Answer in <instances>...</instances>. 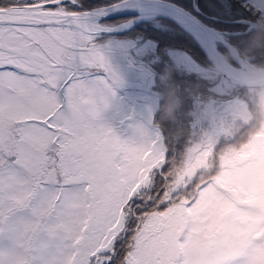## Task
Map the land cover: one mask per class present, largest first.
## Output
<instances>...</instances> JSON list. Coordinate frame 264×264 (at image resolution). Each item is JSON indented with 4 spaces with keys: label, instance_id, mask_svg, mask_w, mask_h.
Wrapping results in <instances>:
<instances>
[{
    "label": "snow or ice",
    "instance_id": "snow-or-ice-1",
    "mask_svg": "<svg viewBox=\"0 0 264 264\" xmlns=\"http://www.w3.org/2000/svg\"><path fill=\"white\" fill-rule=\"evenodd\" d=\"M173 6L201 23L210 10L219 16L207 39L191 34L200 52L184 53L190 69L163 48L139 54L108 38V9L86 0H0V264H264V223L239 218L261 211L226 214L232 197L221 184L227 154L250 139L251 125L227 132L246 62L210 82V69L264 24V0ZM109 7L134 10L131 0ZM155 23L174 28L171 17ZM142 67L154 72L152 90L120 96L125 68ZM169 73L168 84L189 94L180 123L137 142L134 129L160 120ZM211 143L210 167L193 174Z\"/></svg>",
    "mask_w": 264,
    "mask_h": 264
},
{
    "label": "rangeland",
    "instance_id": "rangeland-1",
    "mask_svg": "<svg viewBox=\"0 0 264 264\" xmlns=\"http://www.w3.org/2000/svg\"><path fill=\"white\" fill-rule=\"evenodd\" d=\"M206 17L208 18V15H206ZM121 20L122 19L115 20V22H119V23H115L113 25H109V24H105V25L112 27V26H117L123 22L129 23L130 21V19L128 18L125 21H121ZM156 20L157 19H151L143 23L147 24V28L152 26L154 29L157 30V31L155 30L156 32L159 31L162 32V30L165 31L169 30L168 28H161L159 25H157L155 23ZM153 23H155V25H153ZM172 23L174 24V28L173 30H169V32L170 31L173 32L177 29L176 26L178 25H176L174 22ZM261 25L264 26V24ZM185 34L186 35L183 34V36L192 38V36L187 32H185ZM175 35L172 34L167 36V38H171V39H169L168 45H165V47L161 46V48H163L164 51H168L169 54L172 55L170 59H175L178 65L183 64L186 68L190 69L191 62L184 55V53L187 52L188 50L187 47L191 45L190 43L188 44L180 40L179 38H175ZM106 36L108 38H111L110 36H108V34H106ZM111 39H114L120 45L131 46L128 38L112 37ZM145 44L147 45L145 47L148 48L147 53L148 52L154 53L153 52L154 49H155V53L157 52L156 50L157 44L155 43V41L149 39L145 42ZM191 47L193 48V46ZM133 48L137 49L139 54H144L143 51L146 50L143 49V46L142 47L137 46ZM158 60L159 57L155 55L152 58V63H156L158 62ZM232 62L234 63V60ZM146 70L148 69L144 67H142L141 70L139 71L125 68L126 82L128 83L134 82L136 79L140 78V76H143ZM210 71L214 72V69L212 68V70ZM144 86L148 88L146 85ZM152 88H153V84L152 87L148 89V91L136 90V89L130 90L123 88L120 92V96L124 98L143 97L144 94L150 92ZM241 95H242V90L239 92L238 97H240ZM182 97L183 95H181L180 98ZM160 98L164 99V103L166 107L164 108L165 114L171 100L176 98L180 99L178 96V91L176 92L175 88L168 90ZM180 112L181 110L178 111L176 115ZM238 116L241 119H245V117H243L239 113V111L234 117V119H236ZM246 122L250 124V121H246ZM245 129L246 127L242 128L240 132L237 133L236 130L232 127V122H231L230 126L227 129V132L229 135L235 136L243 132ZM247 135L250 137V139L248 141V144L244 147L243 151L232 152L227 154V158L225 159L223 165L226 168V171L223 173L221 177V184L223 187L226 188V190L229 192V194L232 197V201L228 202L225 206L226 214L235 215L237 205H246L253 209H258L262 213V215L259 217H254V216L239 217L246 224L258 225L260 223H264V124H261L259 127H252L251 130L247 132ZM214 148H215V144L211 143L205 146L203 151L199 152L191 168V172L193 174L196 171H198L200 168L210 167V159L213 154Z\"/></svg>",
    "mask_w": 264,
    "mask_h": 264
},
{
    "label": "clouds",
    "instance_id": "clouds-1",
    "mask_svg": "<svg viewBox=\"0 0 264 264\" xmlns=\"http://www.w3.org/2000/svg\"><path fill=\"white\" fill-rule=\"evenodd\" d=\"M261 41L259 44L245 47L243 51L237 50L234 54L230 51L222 65L219 67L214 66V75L210 80V82H215L227 76L229 69L233 66V60L246 62L247 71L239 80L242 95L237 98L239 101V113L245 119H241L238 116L232 121V127L237 133L249 125L259 127L261 124H264V61L258 60L261 55H264V37L261 38ZM170 75L171 73H169V77ZM200 87L197 86L191 94L193 97H199ZM183 106L184 101L178 98L171 100L166 114L161 120L154 121L151 125L134 129L133 134L137 142H143L150 138L154 129H159L168 121L178 123L176 113L182 110ZM246 121H250V124Z\"/></svg>",
    "mask_w": 264,
    "mask_h": 264
},
{
    "label": "water",
    "instance_id": "water-1",
    "mask_svg": "<svg viewBox=\"0 0 264 264\" xmlns=\"http://www.w3.org/2000/svg\"><path fill=\"white\" fill-rule=\"evenodd\" d=\"M116 3L95 7L96 9H108V15L104 16L100 20V23L105 20L132 16V18H130L129 23L123 22L117 26H112L115 31L108 33V35H119L122 33L129 32L133 30L136 26L142 24L143 22L151 19H159L161 16L171 17L172 22L178 25L182 30H184L190 35L194 34L200 37L201 39H207L209 36V30L211 27H213L205 22L201 23L200 19H196L194 16L188 15L187 12H182L179 8L174 7L173 5L175 4V2L173 1L172 3L164 4L163 0H131L132 5L134 6V10H114L109 7L110 5H114ZM211 18L217 19L214 17ZM205 24H207L209 28H205ZM256 28L264 31V26L261 24L257 25ZM232 53L234 54V52ZM212 68L214 69V66ZM246 71L247 66L244 68L243 73H245ZM124 88L145 89L143 85L128 82H126V86ZM239 89H241L240 84Z\"/></svg>",
    "mask_w": 264,
    "mask_h": 264
},
{
    "label": "trees",
    "instance_id": "trees-1",
    "mask_svg": "<svg viewBox=\"0 0 264 264\" xmlns=\"http://www.w3.org/2000/svg\"><path fill=\"white\" fill-rule=\"evenodd\" d=\"M173 2H178V0H172ZM116 2H118V0H86V4L89 6V7H91V8H95V7H100V6H105V5H109V4H113V3H116ZM206 15H208V18H203L202 17V19L204 20V22L205 23H207V24H209V25H211V26H213V27H220L221 26V24H220V20H219V16H216L215 18H217V19H213V18H211V17H213V15L211 14V10L209 11V13H207ZM210 16V17H209ZM146 24V23H145ZM140 25H142V24H140ZM139 25V26H140ZM154 25V24H153ZM176 30L175 31H173V32H169V30H166V31H162V32H156L157 30L156 29H154L152 26L151 27H149V28H145V30L147 31L146 32V36L148 37L147 38V40H153V41H156L157 42V44H158V47H160V46H164V45H168V42H169V39H171V38H167V35H172V34H178V36L177 37H179V39L180 40H182V41H184V42H186V43H188L187 42V40L185 39V38H182V36H180V35H186L185 34V32L183 31V30H181V28L180 27H178V26H176ZM156 30V31H155ZM161 37V38H160ZM163 37H166V38H163ZM262 37H264V31H262V30H260V29H257V28H255L254 30H253V34H252V36H251V41H250V44L249 45H253V44H259V43H261L262 41H261V38ZM192 39V38H191ZM192 41V45L191 46H193V50H197V51H199L200 52V49H199V46L197 45V44H195L194 42H193V40H191ZM161 42L163 43V44H161ZM226 56H228V54L226 53L225 54ZM258 60H260V61H264V60H262V59H260V58H258ZM233 63V62H232ZM164 83H165V86H166V84L168 83L166 80L164 81ZM172 88H175V91L177 92H181L180 91V86H177V85H172V86H170L169 88H168V90H171ZM195 89H196V87L192 90V92H191V94L195 91ZM240 91H241V89H240ZM239 91V92H240ZM188 95L189 96V94L188 93H182V95ZM190 94V95H191ZM192 96V95H191ZM161 97H162V95H161ZM189 98V97H188ZM160 100L162 101V103H160L159 105H158V108H157V112L159 113V115H160V120L165 116V110H164V108H166L165 107V103H164V99L163 98H160ZM163 103H164V106H163ZM183 108H184V106H183ZM182 111V110H181ZM176 119H177V121H178V123H175V122H172V121H168V122H172V123H174V124H177V125H179V123H180V121L178 120V114L176 115ZM167 122V123H168ZM185 147H186V145L183 143V142H181L180 144H178L177 146H176V152L179 154V153H182V152H184V150H185ZM170 155H172V153L170 152L169 153Z\"/></svg>",
    "mask_w": 264,
    "mask_h": 264
},
{
    "label": "flooded vegetation",
    "instance_id": "flooded-vegetation-1",
    "mask_svg": "<svg viewBox=\"0 0 264 264\" xmlns=\"http://www.w3.org/2000/svg\"><path fill=\"white\" fill-rule=\"evenodd\" d=\"M130 19V18H132V16H128V17H124V18H117V19H122L121 21H125L126 19ZM204 18V17H203ZM207 18V17H206ZM117 19H110V20H105V21H103L102 22V24H109V25H113V24H115V23H119V22H115V20H117ZM201 19H202V17H201ZM154 25H155V23H153ZM145 28H147V24H145V23H142V25H138V26H136L133 30H131L130 32H128V33H124V34H119V35H108V36H110L111 38L112 37H120V38H128L129 39V41H130V44H131V47H137V46H140V47H142L143 46V49H146L145 51H143L144 53H147V50H148V48H146L145 46H147L146 44H145V42L147 41V36H146V30H145ZM162 31H165V30H162ZM124 36V37H123ZM167 36H169V35H167ZM178 36V34H176L175 35V38H179V37H177ZM180 36H182V38H185L186 40H187V42H188V44L190 43L191 45L193 44L192 43V39L191 38H188L187 36H183V35H180ZM161 38V37H160ZM163 38H166V37H163ZM155 43L157 44V42L155 41ZM161 44H163L162 42H161ZM164 47H165V45H164ZM168 48H170V47H168ZM187 52L188 53H194V52H197V51H195V50H193L192 48H191V46H188L187 47ZM153 50V49H152ZM156 50H157V52H156V54H158L159 52H160V50H161V46L160 47H158V44H157V46H156ZM153 52L155 53V49L153 50ZM167 54H168V57L170 58L172 55H170L169 54V52L168 51H165ZM226 54V53H225ZM227 54L229 55V52H227ZM157 57H158V55H156ZM210 70H212V68L210 69ZM213 72V71H212ZM214 73V72H213ZM153 75H154V72L151 70V69H148V70H146L145 72H144V75L143 76H140V78H138V79H136L134 82H131V83H135V84H140V85H146L148 88H146L145 86H144V88L145 89H143V88H140V89H136V90H143V91H148V89L150 88V87H152V84H153V82H152V78H153ZM170 77H165V79H164V81L166 80L167 82H168V79H169ZM170 86H172V85H170V84H166V88H169ZM177 86H179V85H177ZM130 90H133V89H130ZM181 95H182V93L181 92H178V96H179V98L181 97ZM188 95H183V97L182 98H180V100H182V101H184V106H185V102L187 101V99H188Z\"/></svg>",
    "mask_w": 264,
    "mask_h": 264
},
{
    "label": "bare ground",
    "instance_id": "bare-ground-1",
    "mask_svg": "<svg viewBox=\"0 0 264 264\" xmlns=\"http://www.w3.org/2000/svg\"><path fill=\"white\" fill-rule=\"evenodd\" d=\"M244 74V73H243Z\"/></svg>",
    "mask_w": 264,
    "mask_h": 264
}]
</instances>
